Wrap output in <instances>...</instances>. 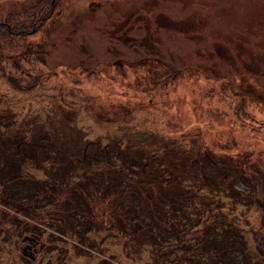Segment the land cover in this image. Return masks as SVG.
<instances>
[{
	"label": "trees",
	"instance_id": "trees-1",
	"mask_svg": "<svg viewBox=\"0 0 264 264\" xmlns=\"http://www.w3.org/2000/svg\"><path fill=\"white\" fill-rule=\"evenodd\" d=\"M62 2L33 0L0 16V74L17 94L12 107L0 105V202L9 207L0 209V241L12 247L0 251L22 259L19 236L33 231L38 244L47 228L36 250L45 264H117L89 248L109 235L131 247L136 264L142 255L143 264H264L262 99L231 84L191 102L188 89L177 90L183 70L171 68L142 85L105 77L109 88L83 91L69 84L75 65L64 64L60 84L56 65L52 83L31 66L12 68ZM161 66L155 59L147 69ZM192 70L186 87L199 89L206 80ZM113 89L128 101L106 99ZM194 104L210 113L195 115ZM82 113L102 132L87 134Z\"/></svg>",
	"mask_w": 264,
	"mask_h": 264
},
{
	"label": "rangeland",
	"instance_id": "rangeland-1",
	"mask_svg": "<svg viewBox=\"0 0 264 264\" xmlns=\"http://www.w3.org/2000/svg\"><path fill=\"white\" fill-rule=\"evenodd\" d=\"M32 1L0 0V16L10 10L18 11ZM16 51L22 56L16 58L18 64L12 63V68H20L19 63L31 66L41 71V78L48 83H52L48 74L51 67L59 68L57 83L60 84L65 80L61 70L64 64L75 65L74 79L69 84L82 91L85 86L94 90L96 84L109 88L110 80L105 77H121L124 82L142 85L149 81L150 75L171 74V68L179 75L183 73L184 81L177 85V90L188 89L191 102L220 97L232 84L261 98L264 105V0H63L43 26L29 34L27 42ZM155 59L165 63L168 69L161 66L150 74L147 64L153 65ZM96 60L101 62L97 64ZM95 64L100 67L95 69ZM192 69L200 70L197 71L200 79L206 80H201L199 89L186 87L187 79L197 78ZM78 90L64 87V93L74 96L79 95ZM13 94L17 96L0 74V105L8 106L9 102L12 107ZM106 99L115 103L128 101L127 96L116 92ZM194 106L195 115L210 113L199 105ZM80 116L87 134L102 132L100 124L90 120L88 114ZM3 208L9 209L0 202V209ZM46 230L40 235L42 240ZM70 239L77 246H84ZM12 242L14 246L17 240L12 238ZM126 247L121 239L109 235L99 246L89 248L117 264H136L130 262L136 261L130 258L131 247L128 250ZM3 248L12 247L0 241V250ZM15 251L19 253L20 247ZM142 256L139 264H143ZM21 257L0 251V264H45L46 260L36 250L32 256ZM58 261L59 258L54 264ZM63 264H75V261L70 259Z\"/></svg>",
	"mask_w": 264,
	"mask_h": 264
},
{
	"label": "flooded vegetation",
	"instance_id": "flooded-vegetation-1",
	"mask_svg": "<svg viewBox=\"0 0 264 264\" xmlns=\"http://www.w3.org/2000/svg\"><path fill=\"white\" fill-rule=\"evenodd\" d=\"M29 241L24 242L25 249L23 251L30 254L31 251H34L36 249V245H35L36 240L30 239Z\"/></svg>",
	"mask_w": 264,
	"mask_h": 264
},
{
	"label": "water",
	"instance_id": "water-1",
	"mask_svg": "<svg viewBox=\"0 0 264 264\" xmlns=\"http://www.w3.org/2000/svg\"><path fill=\"white\" fill-rule=\"evenodd\" d=\"M25 236H28V237H33V235H29V234H25Z\"/></svg>",
	"mask_w": 264,
	"mask_h": 264
}]
</instances>
